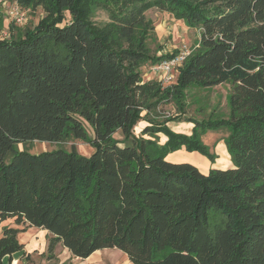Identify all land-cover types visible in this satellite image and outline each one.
I'll return each instance as SVG.
<instances>
[{
  "label": "trees",
  "instance_id": "obj_1",
  "mask_svg": "<svg viewBox=\"0 0 264 264\" xmlns=\"http://www.w3.org/2000/svg\"><path fill=\"white\" fill-rule=\"evenodd\" d=\"M15 1L45 15L0 39V223L23 226L3 228L0 264L32 227L50 234L51 255L61 244L81 259L118 249L131 264H264V0ZM152 8L199 31L169 84L143 80L144 65L180 52L152 55ZM98 11L107 21L93 20ZM223 84L226 116L186 118L191 135L167 126L181 121L189 88ZM172 102L180 115L161 116ZM224 127L233 168L166 160L185 149L215 164L201 136ZM158 134L167 141L144 137ZM70 139L94 152L19 149Z\"/></svg>",
  "mask_w": 264,
  "mask_h": 264
},
{
  "label": "rangeland",
  "instance_id": "obj_2",
  "mask_svg": "<svg viewBox=\"0 0 264 264\" xmlns=\"http://www.w3.org/2000/svg\"><path fill=\"white\" fill-rule=\"evenodd\" d=\"M14 2L16 1L0 0V9L5 16V27L0 30V39L9 38L11 35L15 36L17 34H22L26 29H32L45 15L41 7L36 11L24 9L22 10L23 20L18 22L14 20V17L10 14L11 9L15 6ZM146 16L153 21L155 26V41L149 40V47L152 55L159 56L166 53L170 54L176 50H191L195 41L199 38L198 30L188 28L182 21L176 20L167 12L152 8L146 12ZM107 19V14L103 11H98L93 17V20L98 24L107 21ZM154 66L155 65L152 64H146L141 68L144 81L160 79L161 73H156L153 70ZM178 74L179 68L175 71V77H177ZM229 90V84L219 85L210 89L197 87L189 88L186 91L187 95L185 98L186 112L181 116V121H171L167 126L176 133L191 135L193 124L184 121L186 118L192 117L201 120L203 118H208L213 113L226 116L228 113L227 95ZM159 113L161 116L180 115L177 106L173 102L163 105ZM147 125L145 121L140 122L135 127V134L141 136L143 129ZM86 126L89 135L93 137V131L87 124ZM229 135L230 130L224 127L216 131H208L201 136L202 142L209 147L210 152L213 153L216 158L215 164L212 165L210 160L205 157V160L208 162V167L224 168L223 170L233 168L234 164L232 162V157L227 148V138ZM144 137L153 140L158 138L162 144L167 141V137L163 134H158L156 137L144 135ZM114 138L118 141H122L124 139L122 131H117L114 134ZM19 149L27 150L32 154H39L57 149L67 151L75 149L85 156H90L94 152L91 143L78 139H70L68 141L56 143L33 141L20 144ZM197 154L199 155L197 152L189 153L185 149H182L181 151L172 153L171 156L169 155L167 158L177 160L187 158L189 161L197 163L195 162V155ZM202 164L203 162H198L197 166L201 171H205L207 168H204ZM2 226L3 228L6 226L14 228L23 227L21 225L18 226L14 218H10L2 223L0 228H2ZM49 237V233L46 234L44 230L35 227L31 229L28 228L25 232L20 233V242L26 244L25 247L31 248L32 245L38 243L36 250H32V253L29 254L28 257H24V254H22V261H25V264H131L127 256L118 249H103L95 252V254L88 259H81L74 257L66 248L58 244L54 254L51 255L47 251Z\"/></svg>",
  "mask_w": 264,
  "mask_h": 264
},
{
  "label": "built area",
  "instance_id": "obj_3",
  "mask_svg": "<svg viewBox=\"0 0 264 264\" xmlns=\"http://www.w3.org/2000/svg\"><path fill=\"white\" fill-rule=\"evenodd\" d=\"M14 3L15 6L11 9L10 14L14 17V20L21 22L23 20L22 9L18 6L17 2ZM190 52L191 50H181L174 58L155 65L153 70L156 73H161L159 80L164 84L173 82L176 69L182 65Z\"/></svg>",
  "mask_w": 264,
  "mask_h": 264
},
{
  "label": "crops",
  "instance_id": "obj_4",
  "mask_svg": "<svg viewBox=\"0 0 264 264\" xmlns=\"http://www.w3.org/2000/svg\"><path fill=\"white\" fill-rule=\"evenodd\" d=\"M181 151V150H180ZM178 152V151H177ZM170 156H171V154H169ZM169 155L167 156V157H169ZM195 162H203V166H204V168H207L205 171H201L200 169V171L201 172H203V173H208V171L211 169V168H216V167H208V162L205 160V157L204 156H201L200 154L198 155H195ZM185 158V157H184ZM166 160L168 161V162H171V163H191V164H193V165H195L196 167H198L197 166V163H194L193 161H189L187 158H185V159H180V160H177V159H171V158H166ZM217 169H220V168H217ZM7 221V220H6ZM5 221H3L2 223H4ZM2 223H0V227H1V225H2ZM33 228V227H32ZM29 229H31V228H29ZM2 231H3V226H2V228H0V235L2 234ZM43 232V231H42ZM46 232V234H48V232L47 231H45ZM45 234V233H44ZM24 244V243H23ZM25 245L26 244H24V249H23V251L22 252H18V253H16V254H14L13 255V259H12V262L10 263V261H9V259L8 258H5L4 259V263L3 264H7V263H9V264H25V261H22V254H24V253H26V255H29V254H31L32 253V250H36V247H38V243H36V244H34V245H32L31 246V248H28V247H25Z\"/></svg>",
  "mask_w": 264,
  "mask_h": 264
}]
</instances>
